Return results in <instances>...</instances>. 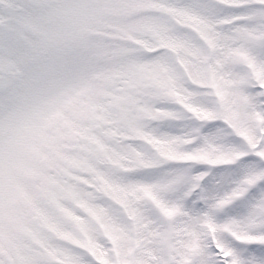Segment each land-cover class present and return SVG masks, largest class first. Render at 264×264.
Segmentation results:
<instances>
[{
  "label": "snow or ice",
  "instance_id": "6c2138e0",
  "mask_svg": "<svg viewBox=\"0 0 264 264\" xmlns=\"http://www.w3.org/2000/svg\"><path fill=\"white\" fill-rule=\"evenodd\" d=\"M0 264H264V0H0Z\"/></svg>",
  "mask_w": 264,
  "mask_h": 264
}]
</instances>
